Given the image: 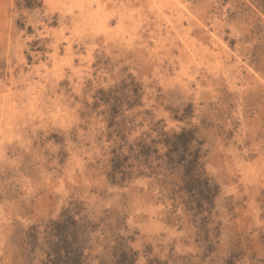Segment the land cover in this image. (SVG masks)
<instances>
[{
  "label": "rangeland",
  "instance_id": "obj_1",
  "mask_svg": "<svg viewBox=\"0 0 264 264\" xmlns=\"http://www.w3.org/2000/svg\"><path fill=\"white\" fill-rule=\"evenodd\" d=\"M0 264H264V0H0Z\"/></svg>",
  "mask_w": 264,
  "mask_h": 264
},
{
  "label": "trees",
  "instance_id": "obj_2",
  "mask_svg": "<svg viewBox=\"0 0 264 264\" xmlns=\"http://www.w3.org/2000/svg\"><path fill=\"white\" fill-rule=\"evenodd\" d=\"M173 141H176L179 143L182 139H185V145L184 147L185 151L187 150V145L189 142L193 140L192 135L189 132H182L181 134H175L172 138ZM139 153L143 155H147L146 149H149L147 145H139L138 147ZM178 151V150H177ZM154 152H158V150H154ZM171 152L173 150L171 149ZM150 154V149H149ZM187 155V154H186ZM186 155H178L176 158L169 157V163L172 161V163L180 164L184 167L183 177H185L187 180V184H189L190 187H193L194 189L198 188L201 191H203L206 194L211 195L212 197L216 193V186L210 183V181L205 177V175L202 173L201 165H200V157L197 154H189V158H186ZM214 193V194H213ZM211 196H209L211 198ZM211 200V199H210ZM209 202V199L208 201ZM210 204V203H209Z\"/></svg>",
  "mask_w": 264,
  "mask_h": 264
}]
</instances>
